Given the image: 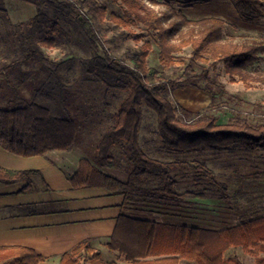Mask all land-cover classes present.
<instances>
[{
    "label": "trees",
    "instance_id": "trees-1",
    "mask_svg": "<svg viewBox=\"0 0 264 264\" xmlns=\"http://www.w3.org/2000/svg\"><path fill=\"white\" fill-rule=\"evenodd\" d=\"M16 1L35 5L37 11L30 20L19 22L11 29L0 28V147L3 149L21 156L45 155L53 150H70L76 142L78 124L69 107V95L64 96L67 87L62 84L58 93L47 92L43 80L34 87L26 82V74L34 71L26 68L34 64L45 66L49 61L44 47H55L64 38L65 31L58 17L51 18L47 13L51 8L80 26L94 49L93 56L82 64L83 79L105 81L108 88H118L127 94L116 121L103 132L96 164L86 157L80 159L79 169L71 177L74 188L103 187L113 194L124 195L128 201L137 181L155 176L165 180L161 188H155L157 193L165 198L176 196L177 181L168 171L175 162L150 156L140 143L144 104L156 111L157 132L170 150L264 152V121L239 118L222 123L216 114L193 112L170 96L176 89L203 90L211 95L208 108H212L227 94L225 85L210 75V69L218 65H222L230 82L264 84V75L249 70L263 57V41L239 43L226 38V21L221 17L193 20L176 10L178 18L171 20L169 14L158 13L143 0H120L127 18L114 13L112 18L122 25L143 23L159 46V60L163 65L175 63L177 53L191 48L188 64L191 74L185 78H157L156 69L148 64L150 40L144 42L132 65L113 57L106 49L103 55L98 53L99 38L87 15L105 18L107 7L98 0ZM197 1L167 0V3L191 6ZM232 1L242 21L264 18V0ZM7 12L5 0H0V17L7 16ZM24 64L29 66L23 69ZM195 64L201 66L200 72L193 68ZM104 74L109 78L105 80ZM201 80H205L204 85ZM26 86L34 91L28 94ZM55 96L59 97L55 99ZM51 102L59 106L52 109ZM114 148L120 149L130 165L127 181L101 169L112 165ZM29 173L0 167V181L15 182ZM91 242L92 239H86L78 243L61 255L59 264H118L103 260ZM108 247L119 254L124 264H179L180 261L245 264L238 256H225L231 247H241L254 256V264H264V215L216 230L137 219L123 212ZM43 260V255L29 247L0 246V264H39Z\"/></svg>",
    "mask_w": 264,
    "mask_h": 264
},
{
    "label": "crops",
    "instance_id": "crops-1",
    "mask_svg": "<svg viewBox=\"0 0 264 264\" xmlns=\"http://www.w3.org/2000/svg\"><path fill=\"white\" fill-rule=\"evenodd\" d=\"M208 98L209 93L201 94L198 103H207ZM161 150L154 148L153 153ZM181 153V159L158 158L175 162L168 171L177 181L176 196L157 193L155 188L165 180L147 176L135 183L126 201L124 195L103 187L74 188L71 177L81 158L68 160L65 151L21 156L0 147L1 168L31 171L15 182L0 181V246L29 247L45 257L39 264H59L62 254L92 239L103 260L124 264L108 247L123 212L137 219L216 230L264 215V152L255 165L243 168L232 166L227 155L214 151L190 152L189 157Z\"/></svg>",
    "mask_w": 264,
    "mask_h": 264
},
{
    "label": "rangeland",
    "instance_id": "rangeland-1",
    "mask_svg": "<svg viewBox=\"0 0 264 264\" xmlns=\"http://www.w3.org/2000/svg\"><path fill=\"white\" fill-rule=\"evenodd\" d=\"M73 1L79 3V0ZM98 1L107 7L105 18L100 19L87 14L99 38L98 53L103 55L106 49L113 57L132 65L134 56L142 51L141 47L144 42L150 40L152 49L148 56V64L156 69L157 78H185L191 74V67L188 66L191 48H186L184 52L177 53L175 63L169 66L163 65L159 60V46L154 42L153 36L149 34V31L144 29L143 23L134 22L122 25L112 18V13L121 18H127L120 0ZM143 1L156 9L158 13L169 14L171 20L178 18L176 10H181L187 18L193 20L208 16L221 17L226 21V38L228 37L239 43L264 42V18L255 19L251 22L242 21L232 0H198L191 6H181V3L176 2H173L170 6L167 0ZM5 4L8 10L7 16L0 17V28L3 30L11 29L13 25L19 22L30 20L37 11L35 5L22 1L5 0ZM47 13L51 18L58 17L65 31L64 38L55 47H44L46 55L49 57V61L46 62L45 66L34 64V67L26 68L29 65L24 64L23 69L34 70L32 73L26 74V82L33 84L34 87L43 80L46 82V85L43 86L44 91L47 92L58 93L62 84L67 87L64 96L69 95V107L78 124V134L73 147L65 151V157L68 160L74 159V161L78 158L86 157L96 164L99 142L103 132L116 121V114L127 94L118 88H108L105 81L83 79L82 64L89 60L94 53L90 41L83 34L82 28L75 23H71L72 20L69 17L56 13L51 8L48 9ZM193 68L197 72L201 71L199 64L193 65ZM249 70L254 74L264 75V54L262 59ZM54 72L57 74L54 75ZM210 75L222 82L227 90V94L219 98L216 105L212 108H208L212 97L211 99L208 98L209 101L207 103H198L201 94H206V92L195 89L201 92L194 93L192 92L194 88L191 87L170 92L173 101L193 112L214 113L219 116V121L222 123L233 122L239 118H247L252 122L264 121V84L254 82L251 85H247L242 81L230 82L229 76L224 72L222 65H218L216 69L211 68ZM103 78L106 80L109 77L104 74ZM155 79L153 78L152 80ZM200 83L204 85L205 80H201ZM26 91L31 94L34 90L26 86ZM176 95L181 96L180 101ZM58 97L55 96V99ZM50 106L52 109H56L59 105L51 102ZM143 112L144 119L140 129L142 147L151 155H155L154 157L156 158L170 159L173 157L181 159V151L170 150L159 136L156 111L144 104ZM151 136H157V138L154 137L155 142L150 141ZM154 148H162V150L154 154ZM183 153L188 154L184 155L186 157L192 156L190 152ZM214 153L227 155L232 166L236 165L243 168L255 165L261 151L250 153L242 150H229L214 151ZM113 155L112 165L102 167V169L112 175L128 177L130 165L124 159L120 149L114 148ZM241 178L243 180L244 176ZM225 256H238L245 264H252L255 258L245 253L241 247L228 249ZM184 262V264H195Z\"/></svg>",
    "mask_w": 264,
    "mask_h": 264
}]
</instances>
